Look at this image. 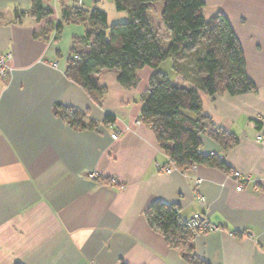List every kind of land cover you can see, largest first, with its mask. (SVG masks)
<instances>
[{"label": "crops", "instance_id": "0c3cea01", "mask_svg": "<svg viewBox=\"0 0 264 264\" xmlns=\"http://www.w3.org/2000/svg\"><path fill=\"white\" fill-rule=\"evenodd\" d=\"M42 1L52 14L35 21L31 0H0V54L12 56L11 72L0 77V264H186L147 224L145 210L159 201L183 221L201 215L216 228L193 239L208 264H264V143L255 139L264 138V0H203L231 22L257 87L236 96L200 92L203 112L238 138L223 151L202 135L201 152L218 153L231 173L202 165L181 172L168 162L138 121L150 67L129 89L115 71H102L100 104L66 77L85 25L57 31L62 7L105 12L104 0ZM169 63L158 69L166 73ZM177 76L174 85H189ZM57 105L81 111L95 129H72ZM106 115L113 123L104 124ZM234 171L249 178L241 191Z\"/></svg>", "mask_w": 264, "mask_h": 264}, {"label": "trees", "instance_id": "16d2710c", "mask_svg": "<svg viewBox=\"0 0 264 264\" xmlns=\"http://www.w3.org/2000/svg\"><path fill=\"white\" fill-rule=\"evenodd\" d=\"M155 2L162 3L157 26L150 17ZM113 4L128 19L111 26H107L106 14L97 8L62 7L57 31L63 24L85 25L84 35L75 39L68 57L66 77L100 104L106 94L97 79L102 71H115L118 83L129 89L138 83L137 72L150 67L153 72L138 121L150 128L168 162L181 172L202 165L231 173L218 153L201 152L200 139L202 135L209 137L223 151L238 141L235 134L216 126L203 112L200 92L212 98L257 89L246 74L243 49L229 19L222 12L205 19L203 0H113ZM27 14L40 21L52 10L42 0H31ZM159 29L169 36L168 42ZM170 58L175 74L189 85H174L158 69ZM55 113L74 130L95 129L79 110L57 105ZM111 123L113 117L106 115L104 124ZM144 215L149 227L177 250L186 264H208L195 254L193 239L199 231L187 226L177 207L159 201Z\"/></svg>", "mask_w": 264, "mask_h": 264}, {"label": "built area", "instance_id": "2783aa9c", "mask_svg": "<svg viewBox=\"0 0 264 264\" xmlns=\"http://www.w3.org/2000/svg\"><path fill=\"white\" fill-rule=\"evenodd\" d=\"M11 58L12 56H11V53L9 52L0 54V77L4 78L8 76L9 73L11 72V67L9 65ZM111 137L112 139H117L118 134L114 133L111 135ZM255 139L257 141H260L261 143H264V138L259 132H257ZM164 171L166 173H170L171 170L166 169ZM232 174H233V177L236 179V189L238 191L243 190V185L245 182L249 181V178L247 176L240 175L238 172H235V171ZM91 177H94V175L91 174ZM199 181L200 180H197V182ZM199 201L203 205L204 199L200 198ZM187 226L197 229L199 232H202V233L211 232L216 229L213 225L206 224L205 220L203 219L201 215H195L193 218L188 220Z\"/></svg>", "mask_w": 264, "mask_h": 264}, {"label": "rangeland", "instance_id": "374dc122", "mask_svg": "<svg viewBox=\"0 0 264 264\" xmlns=\"http://www.w3.org/2000/svg\"><path fill=\"white\" fill-rule=\"evenodd\" d=\"M102 4H103L102 7L105 9V12L107 13L106 17H108L107 26H111V25L116 24V23H123L128 19V16L126 13L117 11L115 9L114 5H112L111 3L109 6V4H107V0H104L102 2ZM204 8H203V16L205 19H209L210 17L215 15L217 12H220V11H218L219 10L218 7L216 8L215 6H209L208 5ZM161 10H162V3L161 2H155L152 10L150 11V17H151L153 24L155 26H157L159 24V14H160ZM161 36L163 38V34H161ZM169 66H170V63H169ZM166 73H167V76L169 77V79L173 80V82H174V79L177 75L171 69V66L168 70H166ZM179 77H182V76L179 75Z\"/></svg>", "mask_w": 264, "mask_h": 264}]
</instances>
